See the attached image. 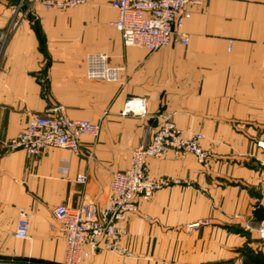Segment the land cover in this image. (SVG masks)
Instances as JSON below:
<instances>
[{
    "label": "crops",
    "instance_id": "1",
    "mask_svg": "<svg viewBox=\"0 0 264 264\" xmlns=\"http://www.w3.org/2000/svg\"><path fill=\"white\" fill-rule=\"evenodd\" d=\"M16 1L0 0V30ZM187 11L178 31L188 44L152 53L123 46L111 0L63 12L35 4L11 33L0 49V264H63L53 209L102 206L111 175L129 168L163 117L202 135L207 165L188 153L148 159L150 176L167 185L118 223L131 257L100 252L85 264H263L255 226L264 222V166L255 141L264 132V0H205ZM97 53L126 67L124 85L85 78L84 60ZM127 97L144 98L146 116H121ZM56 105L100 125L97 138H80L79 155L7 147L29 116ZM20 209L26 240L14 236Z\"/></svg>",
    "mask_w": 264,
    "mask_h": 264
},
{
    "label": "built area",
    "instance_id": "2",
    "mask_svg": "<svg viewBox=\"0 0 264 264\" xmlns=\"http://www.w3.org/2000/svg\"><path fill=\"white\" fill-rule=\"evenodd\" d=\"M205 0H111L116 13L113 27L120 34L124 47H142L148 53L155 52L172 42L188 44V38L179 33L178 28L189 19V6L199 5ZM38 4L46 11L63 12L84 4V0H32L24 5L17 4L9 20L5 36L8 40L19 23L27 18L33 5ZM35 19H37L35 17ZM4 43V44H5ZM232 41H229L231 45ZM4 46V45H3ZM84 76L87 80L102 81L121 86L127 82L124 65L113 66L106 54H90L84 60ZM146 100L141 97H127L120 115L142 118L146 116ZM100 125L86 120H72L62 105H56L41 115H31L25 127L7 144L11 150H22L29 155H38L45 149H62L74 155L80 153V138L98 137ZM200 133L182 130L167 117L153 131L149 142L133 150L129 168L111 175L106 202L96 207L82 202L75 207L57 206L53 209L54 219L65 239L63 264H85L100 252L112 253L120 257H131L130 252L119 244L125 234L118 223L137 212L139 198L148 199L167 185V181L150 176L147 160L159 159L169 153L175 156L188 153L203 166L207 165V154L200 147ZM262 153L264 166V132L255 141ZM85 175H78L75 182L86 184ZM14 236L28 239V220L23 209L18 211ZM199 223L186 227L196 229ZM260 244L264 246V224L258 230Z\"/></svg>",
    "mask_w": 264,
    "mask_h": 264
},
{
    "label": "rangeland",
    "instance_id": "3",
    "mask_svg": "<svg viewBox=\"0 0 264 264\" xmlns=\"http://www.w3.org/2000/svg\"><path fill=\"white\" fill-rule=\"evenodd\" d=\"M21 1H22V0H17L15 3H12V4H11L12 10H13V8H14L17 4H19ZM8 24H9V22L6 24V26H5V28H4L3 30H0V49H3V45H4V43H5V40H6L7 37H8V36H5V34H6L5 32H6V29L8 28ZM262 224H264V222L261 223L260 225H256V226H255V234H256L257 236H258L257 230H258V228H259ZM256 250H257L258 253H260L261 256L263 257V264H264V246H260V247L257 248Z\"/></svg>",
    "mask_w": 264,
    "mask_h": 264
},
{
    "label": "trees",
    "instance_id": "4",
    "mask_svg": "<svg viewBox=\"0 0 264 264\" xmlns=\"http://www.w3.org/2000/svg\"><path fill=\"white\" fill-rule=\"evenodd\" d=\"M254 214H255V216H257L255 212H254ZM262 214L263 215L261 217H258L259 221H262V219H264V209H262Z\"/></svg>",
    "mask_w": 264,
    "mask_h": 264
}]
</instances>
